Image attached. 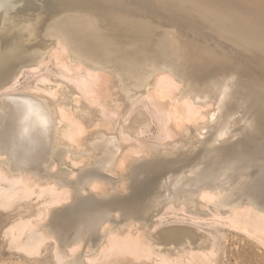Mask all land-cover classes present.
<instances>
[{
	"label": "bare ground",
	"instance_id": "obj_1",
	"mask_svg": "<svg viewBox=\"0 0 264 264\" xmlns=\"http://www.w3.org/2000/svg\"><path fill=\"white\" fill-rule=\"evenodd\" d=\"M60 32L74 59L117 71L125 90L104 98L121 113L117 122L96 110L104 104L94 86L103 81L90 89L89 69L80 74L67 47L56 48ZM54 44L64 74L18 89L23 70L44 66ZM79 91L96 96L97 107ZM148 91L165 114L156 138L142 140L152 121L143 109L129 111ZM258 102L264 107V0H0V258L28 264L52 244L53 264H82L103 245L121 246L127 231L138 259L215 264L214 237L200 222L226 220L264 236V170L253 172L232 144L245 133L264 136ZM194 132L206 141L189 159L179 150ZM159 170L138 204L117 198L134 175ZM46 190L59 195L48 199ZM29 202L34 215L11 217ZM177 212L193 225L168 221Z\"/></svg>",
	"mask_w": 264,
	"mask_h": 264
},
{
	"label": "rangeland",
	"instance_id": "obj_2",
	"mask_svg": "<svg viewBox=\"0 0 264 264\" xmlns=\"http://www.w3.org/2000/svg\"><path fill=\"white\" fill-rule=\"evenodd\" d=\"M60 13L61 14H65V13H68V12L60 11ZM76 13L77 14L86 15V13H81V12L80 13L79 12H76ZM48 19H50V17ZM80 19L83 20L84 23L87 22V20H85V19L78 18V20H80ZM46 21L49 22V20H47V19H46ZM47 22L44 23V24H47ZM59 37H61V38H59ZM120 38L121 39H124L123 37H120ZM69 39H70V37L66 33L60 32L59 33V36L57 37V40H56L57 42H55L56 44H58L57 45L58 47L55 44L52 46V48L50 50L51 51L50 52L51 54L50 53L48 54V56L50 57V59L48 58L49 61H47L46 64H43L44 66H40V68L39 69H36V70H32V69H30V70L26 69L25 70L24 69L23 70V73H22L23 75L19 79V81H21V82H18V85L16 87L18 89L19 88L21 89V88H24V87H31V86L33 87V86H35L37 84V83H35V82H37V79L39 81H41L42 79H46V78H50V77H56V74L59 77L60 75H58V73L60 71V66L58 67V65L55 63L56 62V58H54V56H55L54 53L56 51L54 52L53 51L54 50L53 48L56 46V48H58V50H61L62 51L64 47L65 48L67 47L66 49L64 48L65 51L63 50L65 53H67L65 55H67V57L70 56L73 59V61H76V62L78 61L77 62L78 65L79 64H82V65L84 64L83 66L82 65L81 66H78L76 64V66H78L77 69L79 71L81 70L80 72L78 70L77 71L80 74L82 73V75H83V73L85 71H87V70L84 71V69H85L84 67H87L86 69H89L88 70V74H87V72H85L84 75L87 74L86 76H88L89 74H91V75L88 76V78H89L88 81L89 82L91 81L90 82L91 84L89 82H87V85L85 87V90H87V91L89 90L90 91V89H92L91 87H92V85H93V83L95 81L97 82V84L100 83L99 81H101V80L103 81V83L99 84L100 85L99 87L101 88V90H100V88H98V85H97V88L98 89L96 88V86H94V89H96V91H98V90L100 91V95L98 94L99 93L98 92V93H96V96L101 97V95H102L103 98H101V99L99 98L102 102L100 100L99 101L101 102V104H104V105H101L102 107L103 106L104 107L101 108V106H100V108H98L99 107V104H98V107H97L98 100H96V99H98V98L96 96L94 98L93 95L91 96V94H89L91 91L90 92L88 91L89 92L88 94L86 93V91L85 92L84 91H81V92L79 91L80 95H82V93L84 92L83 93L84 97H85V94L87 95V97L89 99H91L93 97L94 100H92V99L91 100L93 102L97 101V102L94 103L96 106L93 107V108L95 109L97 107L96 110H98L99 113H101L103 116H105V118L108 119V117H109L110 119H112L114 117L113 114L116 115L117 113L115 112V113L112 114L113 108H111L110 105L108 106L107 100L109 101V99L113 96L114 91L116 92L117 95H119L120 92H122L123 90H125V86H124L123 82L120 81L119 76H118V78H116L117 75H118V73H117V71L115 69H113L111 67L96 68L93 65H91L90 63H88L87 61H85L84 59L80 58V54H76L78 56V58L74 59L75 52L73 50L72 43H71V41ZM59 40H60V44L58 42ZM66 41H68V42H66ZM61 43H63L62 44L63 48L61 46ZM58 50H57V55L63 52V51L62 52H59ZM52 51H53V53H52ZM76 62L72 63V66H73V64L75 66V63ZM238 65H241V64H238ZM82 67L84 69H82ZM106 68H108V69H106ZM93 69L96 72H94ZM92 70H93V73H92ZM108 70L110 71V73H108ZM159 71L161 72V70H158V71H156L153 74V78H156L155 74L157 75V72H159ZM89 72H91V73H89ZM116 73H117V75H116ZM54 74H55V76H53ZM59 74H64L63 73V70H62V67H61V71H60ZM43 75H45V76L44 77H41ZM168 75H171V74L169 73ZM112 76H113V78H112ZM158 76H159V73H158ZM114 77L116 79H118V82L119 83H115L117 81H115V78ZM105 78L106 79L108 78V80H106ZM92 79H93V81H92ZM109 80H114L112 82L114 84H117V86L116 85H113V83L111 84L109 82ZM96 82L94 84H96ZM108 82H109V85L107 84ZM88 83L90 85V89L88 88L89 87ZM101 85H103V86H101ZM104 86H105V88H103ZM108 86L109 87L111 86V87L109 88ZM118 86L119 87L121 86V87L118 89ZM107 87L109 89H107ZM116 87H117V89H116ZM103 89H104V91H103ZM114 89H116V90H114ZM106 90H108L109 92L107 93ZM112 91H113V93H112ZM117 91H120V92L117 93ZM88 95L91 96V98ZM108 96H109V98H108ZM80 97H82V96H80ZM84 97H83V99L86 98L88 100L87 97H85V98ZM104 98H106L107 100H105ZM153 98H154L153 97V92L148 91L145 95L139 96L137 98L138 101L137 100H134L133 101L134 105L132 104V106L130 108V111H129V114H130L129 117H130L131 114H132V112H133L132 110H134V112H136V111H138V108L140 109L139 111H142V109H143L142 112H144L145 114H147V116H149L150 120L152 121V124L150 123V125L148 126L149 129H148V127H146L147 129L145 130L146 132L149 130L150 133L147 132V133H149V134H147L144 131L146 135H144V134L142 135L141 134L142 140L145 139L146 136H147V138L150 137L151 139H155L156 138L155 136H157L158 132L163 127V120H164L163 114H165V113L162 112V110L156 105V103H155V101H154ZM103 100H105V101H103ZM93 102H89V103H93ZM105 102H106V104H105ZM105 105H107L111 109L108 108V107H107L108 109H106V106ZM256 109H257L258 115L260 117V118L259 117L258 118L261 119V121L263 120L262 122L264 123V107H261L260 102H258V105L256 106ZM110 110H112V111H110ZM101 114H100V117H101ZM108 114H111L112 116H110ZM120 114H117V115H119V117H117V115L115 116V117H117L116 120H115V117L112 120L115 121V122H117L119 120V118H121V115ZM125 116H127V118H128V115H125ZM125 116L123 117L124 118L123 121L124 120H127V118ZM110 119H109V121L108 120L107 121H104L106 119H104L102 117L101 119H99V122H101L103 120L101 122V124L102 123H104V124L108 123L109 124L110 122L113 123V121H111ZM236 122H239V121H237V120L235 121L234 127H237V129H239L238 125H236ZM263 137L264 136H261V135H258V134L257 135H254V134H249V133L247 134V133H245L242 136L240 135V136L236 137L232 141V144L233 145L240 146L248 154V157L250 158V161H251V165H253V167H252V171L253 172H256L257 170L259 171L262 168L264 170V151H262L264 149V141H263L264 139H263ZM201 138H203V139H201ZM139 139L137 137V140L141 141L140 136H139ZM205 141H206L205 140V137L199 136L198 134L195 133L192 136V138L189 140L188 145L186 146L187 149L186 148H184V149L181 148L179 150L181 152L180 155H182V153H183V155H184L183 157L186 156L189 159L190 158H193L194 156H196L194 154L197 151L198 152L202 151V149H199L198 147L204 145ZM227 143H229V142H227ZM135 144L136 145L137 144L138 145L139 144L141 145V143L138 142V141ZM232 144H231V146H232ZM138 145L135 148L136 149H139V150L140 149L143 150L144 147L141 145V148H140V145L139 146ZM127 152H128L129 155L131 154L130 150H128ZM127 152H126V155H128ZM179 153H178V151L175 152V154H177L178 156H180ZM231 153H232V151H231ZM157 156H159V154ZM165 158L167 159V157H165ZM171 158L172 157H170L169 160H175L174 157L172 159ZM120 168H122V167H120ZM163 173H165V172L164 171L162 172L161 170H159V171H156V172L154 171L153 173H149L146 176L145 175L144 176L143 175H139V174L134 175L133 176V179H131V183L129 185L130 188H131L129 190V192L124 193V194H120V196H117V198L118 199H122V200L128 199L126 201H121V202H125V203L128 202L129 205H131L132 200L135 201L136 204H138L137 201L140 199V197H142L145 193H147V192H149V191H151L153 189L154 185L156 184V181L159 180L160 175H162ZM46 192L47 193H45V196L47 194V198L48 199L49 198H52V197H55V196L57 197L59 195L58 192H54L53 193V192H50L49 190H46ZM55 193H57V194H55ZM129 193H131V196H130ZM125 195L128 196L129 198L128 197L126 198ZM36 205H37V203H35V202L26 203L21 208V210H18L15 213H13V215L11 217L16 216L17 214L20 213V211L23 214L27 215V216L34 215L35 212H37V208H38V207H36ZM169 212L171 214H173L172 211H169ZM177 213H178V215H176V214H174V215L169 214L167 216V218H169L168 221H182L183 222L185 220V219L183 220V218L185 216L181 215L182 213H179V212H177ZM179 214L181 215L182 218L180 217ZM174 217H175V219H174ZM178 217H179V219H178ZM185 218H187V217H185ZM189 219L190 218H187L184 222L185 223L187 222L186 224L193 225L192 223L194 221L191 220V219L189 220ZM213 220H215V219H213ZM156 221H157V223L158 222L160 223V220L158 221V219H157ZM227 223H228V221H226V220H223V221H219L218 220V222H217V220H215V222L212 221V220L210 222L209 221L208 222L206 221L205 223L204 222H200V227L204 231H207V232L211 233L213 235V237H214V244H215L216 256L214 258L209 257V259L212 258L214 260L215 264H264V236H262L260 234H255L253 232V227L252 226H249V232L248 231L247 232H245V231H242L241 232V231H238V230H234V229L229 228L227 226ZM194 225H196V224H194ZM160 226L161 225H159V227ZM128 231H130V230H128ZM0 232H1V229H0ZM119 237H120V240H122V242H123V244L121 246L114 247V248H110V247L109 248H106L105 245H103L102 248L100 249V251L96 252L95 255H97V253H98L97 257H94L93 256V258H95V259H92V260H89V259L87 260L86 259V261H83L82 264H85V263L86 264H160L162 262V261H160V258L157 257V256H155V255H152L151 256L152 258H149L150 260L148 258H146V257H143L141 259H138V254H136V253H134V251H132V248H133V245L134 244H131V242H134V239L133 238L135 236L133 235V238H131L130 237V234L126 231L125 233L119 235ZM5 245H6V241H4V243H1V241H0V246L1 247H4ZM52 250H53V245L50 244L48 246V250L43 253V255H42V257H41V259L39 261H32L31 263H28V264H53L56 261V258L52 257V256H54L52 253L55 254V252H53ZM6 251H8V250H6ZM184 257H186L187 259L189 258L188 255H186V256L184 255L183 256V259H184ZM53 258L55 260H53ZM183 259H181L182 260V264H188L189 263L188 260L186 261L185 259L184 260ZM19 261H20V259H18L16 257L15 258L14 257L11 258L9 256H5L3 258H0V264H2V263H4V264L5 263L6 264H18ZM172 264H176V262H173ZM191 264H210V263H207V262L200 263V262L194 261Z\"/></svg>",
	"mask_w": 264,
	"mask_h": 264
}]
</instances>
